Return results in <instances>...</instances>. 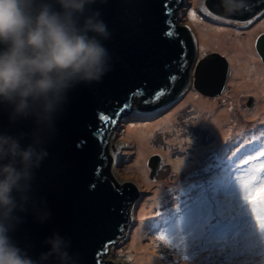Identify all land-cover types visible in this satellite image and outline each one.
I'll return each instance as SVG.
<instances>
[{"label": "water", "instance_id": "water-1", "mask_svg": "<svg viewBox=\"0 0 264 264\" xmlns=\"http://www.w3.org/2000/svg\"><path fill=\"white\" fill-rule=\"evenodd\" d=\"M181 1L168 0L170 16L164 12L165 0H97L93 6L111 33L103 41L110 70L99 82L71 88L54 126H44L39 132L48 155L33 182L38 212L21 214L24 222L11 234L29 255L47 251L45 240L58 234L68 242L71 264H139L136 256L117 243L124 228L140 216L143 194L149 187L140 174L128 171L120 155L123 124L131 108L117 115V122L105 124L103 139L95 133L104 123L99 115L111 116L134 92L143 95L132 98L131 107L137 97L150 99L161 89L165 90L162 97L174 99L194 69L197 91L217 96L226 90L231 67L225 56L207 54L194 67L193 48L200 36L196 26L178 15ZM247 2L248 10L235 14L242 19L262 9L256 6L257 0ZM207 3L220 15L235 16L221 12L220 0ZM167 20L172 21L171 37L165 35L170 28ZM255 47L264 61V34ZM172 76L176 79L170 80ZM254 103L250 97L249 105ZM34 127L30 119L9 124L7 112L0 111V132L31 133ZM162 161L161 155L149 159L152 179ZM45 213L47 218L40 219Z\"/></svg>", "mask_w": 264, "mask_h": 264}, {"label": "rangeland", "instance_id": "rangeland-1", "mask_svg": "<svg viewBox=\"0 0 264 264\" xmlns=\"http://www.w3.org/2000/svg\"><path fill=\"white\" fill-rule=\"evenodd\" d=\"M207 1L182 0L178 15L196 26L200 36L193 48L194 67L210 53L228 59L231 76L226 90L217 96L197 91L194 69L176 97L156 101L154 107H158L152 111H145L138 97L123 124L121 159L149 187L143 194L140 216L124 228L117 243L136 256L139 264H264V238L248 233L251 225L239 189L245 179L261 176L257 170L264 163V159L244 163L252 154L247 149L264 148V110L253 113L262 104V94L255 87L257 82L264 83V61L255 43L264 34L260 16L264 8L248 18L234 19L213 11ZM202 8L211 15L202 13ZM191 11L197 13L196 21L189 18ZM243 50H249L260 63L257 75L253 61L239 70V56H248ZM237 72H241V88L233 93ZM250 97L255 98L253 106ZM205 101L214 105L204 107L200 103ZM220 113L224 118L219 120ZM154 155H161L170 167L169 176L150 177L148 161ZM213 178L233 204L239 223L208 239L206 230L201 234L190 222L188 205L198 195L191 186ZM160 234L170 243L157 240Z\"/></svg>", "mask_w": 264, "mask_h": 264}, {"label": "clouds", "instance_id": "clouds-1", "mask_svg": "<svg viewBox=\"0 0 264 264\" xmlns=\"http://www.w3.org/2000/svg\"><path fill=\"white\" fill-rule=\"evenodd\" d=\"M96 4L0 0V111L7 112L9 124L30 119L35 126L31 133L0 132V264H71L68 242L58 234L45 240L47 251L36 257L11 234L24 222L21 214L38 212L33 182L48 155L40 130L54 126L71 88L99 82L110 70L103 41L111 33ZM219 8L242 14L248 2L220 0Z\"/></svg>", "mask_w": 264, "mask_h": 264}, {"label": "snow or ice", "instance_id": "snow-or-ice-1", "mask_svg": "<svg viewBox=\"0 0 264 264\" xmlns=\"http://www.w3.org/2000/svg\"><path fill=\"white\" fill-rule=\"evenodd\" d=\"M256 6L258 8H264V0H257ZM200 11L211 15L208 13L207 8H202ZM164 12L165 15H171L172 10L169 6L168 0H165L164 2ZM188 15L191 20H197V13L195 11L189 12ZM260 16L261 18H264V12L260 13ZM248 23H251V20H249ZM166 24H168L170 28L165 32V35L171 37L174 35V32L171 30L172 21L167 20ZM169 79L175 80L176 77L172 76ZM140 95H143V93H132L129 102L123 104L117 111H114L111 116L100 114L99 119L104 123H102L97 129L95 135L98 138L103 139L106 134L105 124L117 122L116 116L123 115L124 112L129 110L131 108L130 100ZM164 95L165 90L161 89L150 99H144L141 102L149 104L158 101ZM247 151L252 154L244 161L245 165H247L249 161H259L264 159V148L253 146L251 149H247ZM182 163L184 162L182 161ZM257 171L261 173L259 178L251 177L243 181L242 188H239L240 199L246 207L251 225L248 233L250 235L258 234L261 238H264V163L260 164ZM97 174H99V169L97 170ZM90 188L94 190L95 185H90ZM191 190L198 191V195H196L188 205L190 222L198 231H200L201 234H205L206 230V238L210 239L216 233L226 232L238 225L239 222L236 218L234 206L228 200L216 179L213 178L206 182L193 184ZM114 191L116 190L114 189ZM116 194L120 195L118 191ZM156 238L165 244L170 243L164 234H160Z\"/></svg>", "mask_w": 264, "mask_h": 264}, {"label": "bare ground", "instance_id": "bare-ground-1", "mask_svg": "<svg viewBox=\"0 0 264 264\" xmlns=\"http://www.w3.org/2000/svg\"><path fill=\"white\" fill-rule=\"evenodd\" d=\"M243 52H246V53H248V56H245V59L243 58V56L241 57V56H239V61H240V65H238V67H239V70L241 69V67L242 66H244V65H246L247 67L249 66V64H251V62L253 61V64H255V69H256V71H255V75H257L258 74V72H259V70L261 69V65H260V63H258V65H257V63L254 61L255 60V58H254V54H252L249 50H243ZM264 73V71H262V74ZM234 79H235V81L238 83V85H236L235 87H234V89H233V93H237L239 90H240V88H241V86H240V84H239V81L241 80V72H237V74L235 75V77H234ZM247 85H253V86H255V84H253V83H248ZM255 89L256 90H258L261 94H262V104L258 107V109L257 110H255L253 113L255 114V113H259V112H261L262 110H264V83H262V82H257V84H256V87H255ZM201 105H203L204 107L206 106V107H209V108H211L213 105H214V103H212V102H206L205 101V103H200ZM225 113V112H224ZM224 113H220L219 114V120L220 119H223L224 118ZM264 124V123H263ZM157 125V124H156ZM154 129V128H153ZM146 132H148V131H146ZM150 132H152V131H150ZM145 134H148V133H145ZM145 136V135H144ZM149 150V147L147 146V148H146V146H145V150ZM145 255H148V253L147 252H145L144 253ZM152 254V253H151ZM150 255H148L147 256V259L148 260H150V257H149ZM143 258L145 259V257L143 256ZM152 260V259H151ZM147 262H150V261H147Z\"/></svg>", "mask_w": 264, "mask_h": 264}, {"label": "flooded vegetation", "instance_id": "flooded-vegetation-1", "mask_svg": "<svg viewBox=\"0 0 264 264\" xmlns=\"http://www.w3.org/2000/svg\"><path fill=\"white\" fill-rule=\"evenodd\" d=\"M234 18V19H241V17L235 15V16H228V18ZM248 18V17H247ZM256 44V43H255ZM138 98V97H137ZM165 97H162L159 99V101L162 103V100L164 99ZM141 100V98H140ZM142 101V100H141ZM156 101L152 102V103H149V104H145V103H142L141 102V105L144 109H146L145 111H152L153 108L155 107H158L157 105L154 107V104H155ZM169 173H170V167H167L164 165L163 161H162V165H161V168L158 169L157 171V177L160 178V177H165V176H169ZM172 177H175V174L172 176Z\"/></svg>", "mask_w": 264, "mask_h": 264}, {"label": "trees", "instance_id": "trees-1", "mask_svg": "<svg viewBox=\"0 0 264 264\" xmlns=\"http://www.w3.org/2000/svg\"><path fill=\"white\" fill-rule=\"evenodd\" d=\"M190 56H191V55H190ZM170 97H171V96H166V97L162 100V102H165V101L169 100Z\"/></svg>", "mask_w": 264, "mask_h": 264}]
</instances>
